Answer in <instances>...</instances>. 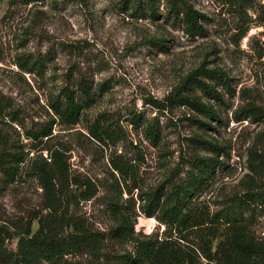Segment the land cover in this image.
I'll use <instances>...</instances> for the list:
<instances>
[{
  "label": "rangeland",
  "instance_id": "rangeland-1",
  "mask_svg": "<svg viewBox=\"0 0 264 264\" xmlns=\"http://www.w3.org/2000/svg\"><path fill=\"white\" fill-rule=\"evenodd\" d=\"M185 8L198 15L203 34L187 32ZM201 69L230 79L228 90L199 77L221 94L218 103L194 88L218 111L204 131L189 107L151 105ZM82 80L95 96L71 124L52 104L67 89L76 93ZM54 153L67 170L68 180L60 182L71 215L96 233L116 227L119 215L110 210L116 204L138 238H161L165 227L140 208L150 195L185 180L194 158L225 164L208 176L195 203L207 213H220L251 190L264 192V0H153L152 6L147 0H0V167L14 155L20 161L12 164L15 177L0 168V230L9 258L48 213L41 171ZM249 228L264 242V208L255 210ZM189 235L183 244L202 245ZM217 242L209 240L213 249ZM107 247L104 254L121 255L133 245L108 241ZM62 262L96 264L79 255ZM0 264L9 263L0 256Z\"/></svg>",
  "mask_w": 264,
  "mask_h": 264
},
{
  "label": "trees",
  "instance_id": "trees-1",
  "mask_svg": "<svg viewBox=\"0 0 264 264\" xmlns=\"http://www.w3.org/2000/svg\"><path fill=\"white\" fill-rule=\"evenodd\" d=\"M147 1L153 5V0ZM182 10L186 16L187 32L192 36L203 34L202 27L197 25L198 15L187 8ZM173 11L176 15L180 14L178 10ZM201 76L230 90V79L225 74L201 69L191 74L184 85L164 101H155L151 105L162 110L177 106L189 107L202 117L203 121H196L199 127L203 131L210 129L211 123L218 120V111L194 95V88L218 103L221 102V94L201 81ZM94 96L92 88L82 80L76 93L67 89L62 99L53 102L52 108L56 115L76 124L83 105L89 104ZM50 135L47 133L44 137ZM150 135L153 141L159 140L154 130H151ZM197 141L208 146L211 151L219 150L216 145L201 139ZM13 158V162L6 160L0 167L6 177L17 175V168L12 164L20 161L16 155ZM49 159L50 162L46 163L50 168L44 172L40 170L42 186L48 199V213L38 219L39 227L35 233L27 232L19 238L14 258L6 254V236L0 230V256L9 264H66L62 261L75 255L90 257L96 264L102 260L109 264H264V242L256 241L249 228L255 210L264 208V192L251 190L237 196L223 211L213 215L195 205L208 176L225 165L217 159L190 160L191 171L185 180L171 185L164 193L153 194L145 199L140 209L147 218H155L165 229L161 238L147 237L144 240L138 238L128 214L120 213L116 204V208L110 210L119 215V220L116 227L107 234L94 232L71 215V204L62 192V183L68 180L65 176L67 170L60 154H50ZM87 189L90 190V187ZM92 197L89 194L86 198ZM220 228L223 231L219 235ZM186 234H193L202 245L183 244L187 240ZM210 239L218 241L215 249L209 243ZM108 241L131 243L132 251L121 255L104 254Z\"/></svg>",
  "mask_w": 264,
  "mask_h": 264
}]
</instances>
